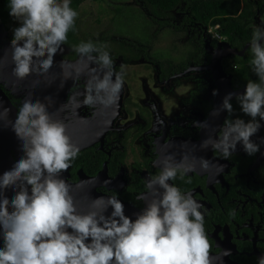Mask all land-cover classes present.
<instances>
[{"label":"flooded vegetation","instance_id":"1","mask_svg":"<svg viewBox=\"0 0 264 264\" xmlns=\"http://www.w3.org/2000/svg\"><path fill=\"white\" fill-rule=\"evenodd\" d=\"M143 7L141 0L139 15L126 18L128 31L121 29L116 35L112 29L117 16L111 24L92 31L77 15L57 54L64 61L78 62L74 72L80 66L74 47L82 41H92L109 53L114 72L124 74L114 116L112 109L99 106L73 111L69 105L61 110L68 96L83 92L86 74L66 81L56 75L54 81L36 84L0 82V91L17 111L25 98L39 90L51 119L66 125V134L78 148L86 145L64 171L67 181L76 185L83 178L97 194L115 193L136 210L146 206L150 195L146 181L159 174L162 161L179 162L185 157L193 171L169 183L190 192L202 205L209 257L216 264H257L264 255V128L251 137L260 144L253 156L246 155L239 144L228 160L210 147H201L204 140L217 137L226 118L249 120L235 100L247 81L235 77L234 62L249 42L233 44L218 34L217 26L210 31L211 27L191 21L182 9L166 16ZM138 17L143 19L141 26H136ZM11 39L7 34L0 46ZM232 50L243 53L230 54ZM228 94L234 96L230 100L233 115L225 112L223 119L220 111L213 115ZM9 154L14 157L12 150ZM202 160L207 167H202Z\"/></svg>","mask_w":264,"mask_h":264},{"label":"clouds","instance_id":"2","mask_svg":"<svg viewBox=\"0 0 264 264\" xmlns=\"http://www.w3.org/2000/svg\"><path fill=\"white\" fill-rule=\"evenodd\" d=\"M70 3L7 0L8 14L19 25L10 41L16 79L48 73L78 15ZM249 49L257 81L249 80L244 92L235 97L249 120L226 118L217 137L201 144L223 160L231 157L237 144L248 156L260 150L251 137L264 122V26H254ZM74 51L80 66L71 74L62 72L63 80H78L85 74L87 79L83 92L68 96L61 110L69 105L73 111L99 106L112 109L114 116L123 72H114L109 53L92 41H82ZM231 99V94L226 95L213 115L224 111L231 117ZM8 111L0 108V116L6 117ZM10 124L23 155L0 174V264H210L202 205L190 192L169 183L193 171L185 157L179 162L165 158L159 174L147 179L151 199L134 220L124 214L115 193L92 200L90 210L80 214L70 185L61 178L79 153L66 134V125L52 120L46 105L31 98L21 102ZM207 163L202 160V167ZM8 188L14 193L11 198L3 195ZM257 264H264V255L257 258Z\"/></svg>","mask_w":264,"mask_h":264},{"label":"trees","instance_id":"3","mask_svg":"<svg viewBox=\"0 0 264 264\" xmlns=\"http://www.w3.org/2000/svg\"><path fill=\"white\" fill-rule=\"evenodd\" d=\"M257 1V3H253ZM84 0H71L70 7L75 11ZM144 7L155 14H171L173 11L188 13L189 19L205 28L217 26V32L233 44L250 42L254 16L258 11L264 26V0H143ZM11 19L7 0H0V24L6 25ZM252 54L248 48L242 57H234L237 65V78L257 81L251 70Z\"/></svg>","mask_w":264,"mask_h":264},{"label":"water","instance_id":"4","mask_svg":"<svg viewBox=\"0 0 264 264\" xmlns=\"http://www.w3.org/2000/svg\"><path fill=\"white\" fill-rule=\"evenodd\" d=\"M2 26L0 24V40L3 38H6V33L2 31ZM223 45V44H222ZM247 47V46H246ZM60 53V50L56 53V55L53 58V64L52 67L49 69L48 73L39 76L36 74H30L27 77H25L23 80H18L13 75L12 72V62H11V47L10 42H5L3 45L0 46V82H6L8 85H21L24 82L27 83H38L40 81H54V77L56 75H61V81L63 80L62 72L71 74L73 72L74 67L78 65V62H67L62 59H60L57 54ZM243 52H236L235 50H232L230 54H236V55H242ZM63 61V67L61 66V62ZM218 70L220 69V58L217 59L216 63ZM228 83V88L230 87L229 80H225ZM230 89V88H229ZM30 98L33 97V100H39L41 97V92L35 91L32 94L29 95ZM232 99L234 98L233 95ZM0 108H7L9 111L7 113L6 117L0 116V174H2L4 171L8 170L13 161L20 158V156L23 155V153L20 151V145L17 142V139L14 135V133L11 131V124L10 122L14 120L16 110L15 108L10 104V102L7 100V98L4 96V94L0 91ZM222 113V119L224 118V111H220ZM51 116V115H50ZM264 128V122H261V127L256 133L258 135L260 133V130ZM86 145H81L79 147V150L84 149ZM9 150H12L14 153V157L10 156ZM61 178H63L69 185H70V195L73 198L74 204L76 206L77 211L80 214H85L90 210L91 202L92 200L98 198V197H105L103 195L97 194L92 186L89 188L87 181L83 178H80V181L78 184L73 185L69 183L66 179L65 172L63 174L61 173ZM18 190V189H17ZM13 190L11 188L5 189L3 191V195L11 198L13 195ZM151 199V194L148 197V200ZM146 201V203L148 202ZM124 214L131 219H135V216L139 214L142 210H136L132 206H129L127 204H124ZM11 211V209H8ZM111 209L109 208L105 215L107 216L110 214ZM210 264H216L217 262H214V259L212 257H209ZM227 263V262H226Z\"/></svg>","mask_w":264,"mask_h":264},{"label":"rangeland","instance_id":"5","mask_svg":"<svg viewBox=\"0 0 264 264\" xmlns=\"http://www.w3.org/2000/svg\"><path fill=\"white\" fill-rule=\"evenodd\" d=\"M140 1L141 0H86L78 8V17L83 21L85 27L93 31L100 29L108 23L111 24V20L117 16V20L114 22L112 29L113 35H116L121 29L128 31L129 25L126 23V18L135 14L139 15ZM254 17L253 26H262L261 16L257 14ZM138 19L139 23H136V26L143 25V19L140 17H138ZM18 26V23L11 18L6 25L2 26V31L12 35V30ZM210 31L214 30L211 28ZM166 37H168V34ZM220 40L222 41V39Z\"/></svg>","mask_w":264,"mask_h":264},{"label":"built area","instance_id":"6","mask_svg":"<svg viewBox=\"0 0 264 264\" xmlns=\"http://www.w3.org/2000/svg\"><path fill=\"white\" fill-rule=\"evenodd\" d=\"M214 29V28H213Z\"/></svg>","mask_w":264,"mask_h":264}]
</instances>
